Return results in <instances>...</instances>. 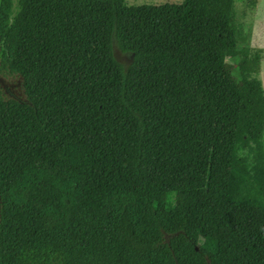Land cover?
<instances>
[{
	"label": "trees",
	"instance_id": "16d2710c",
	"mask_svg": "<svg viewBox=\"0 0 264 264\" xmlns=\"http://www.w3.org/2000/svg\"><path fill=\"white\" fill-rule=\"evenodd\" d=\"M235 1L0 0V264H264Z\"/></svg>",
	"mask_w": 264,
	"mask_h": 264
},
{
	"label": "rangeland",
	"instance_id": "374dc122",
	"mask_svg": "<svg viewBox=\"0 0 264 264\" xmlns=\"http://www.w3.org/2000/svg\"><path fill=\"white\" fill-rule=\"evenodd\" d=\"M254 6H248L246 0L235 1V18L239 28L248 34L250 44L249 70L257 74L264 87V0H253ZM179 3L181 0H126L127 5L162 3ZM114 55L122 64L128 62V56L121 53L114 47ZM229 61V58H227ZM7 89L5 95L16 99L24 100L25 95L20 86V79L12 76L5 79Z\"/></svg>",
	"mask_w": 264,
	"mask_h": 264
},
{
	"label": "water",
	"instance_id": "95a60500",
	"mask_svg": "<svg viewBox=\"0 0 264 264\" xmlns=\"http://www.w3.org/2000/svg\"><path fill=\"white\" fill-rule=\"evenodd\" d=\"M0 86H2V88L5 90L7 89L6 81L2 76H0Z\"/></svg>",
	"mask_w": 264,
	"mask_h": 264
}]
</instances>
